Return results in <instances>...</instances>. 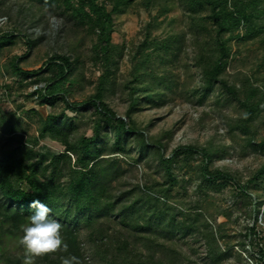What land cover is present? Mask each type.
Segmentation results:
<instances>
[{
  "label": "trees",
  "instance_id": "obj_1",
  "mask_svg": "<svg viewBox=\"0 0 264 264\" xmlns=\"http://www.w3.org/2000/svg\"><path fill=\"white\" fill-rule=\"evenodd\" d=\"M28 1L50 8L53 12V8L60 10V16H65L77 30L92 37L91 56L87 59L101 69V74L96 80L94 94L83 104L75 103L69 98L74 95L75 86L82 88L84 83L80 73L82 56L76 48H70V54L54 53L36 71H24L20 66L21 57L9 59L5 73L21 77L20 87L28 81L34 86L26 98H35L39 106L50 110L63 105L64 111H51L44 118L35 110H21L28 118L31 114L39 117L37 137L31 139L26 138L28 127L21 116L16 111L4 112L5 103L0 101V131L8 136L5 143L0 141V246L5 247L6 241L23 235L21 228L29 223L28 217L35 211L31 204L39 199L50 207V217L62 224L67 248L37 259L36 264H92L90 259L97 264H182L179 251L160 241L177 233H191L199 227L188 226L186 220L177 223L176 215L168 213L174 208L162 202V195L165 197V194L155 186L136 185L134 196L130 195L135 191H120L117 195L110 189L111 183L120 174L117 155L128 156L130 149L126 145L129 139L136 140L141 152L148 150L150 145H156L154 149L172 181L175 180L170 172L171 166L179 153L191 154L194 151L191 147L180 149L173 159H164L160 141L148 140L145 131L132 118L147 106L158 107L167 103L164 99L166 90L172 88L170 82L158 75V67H150V63L152 56H156L161 64H171L181 50L180 38L172 36L157 41L151 35L155 18L146 25L144 39L131 56V80L123 85L128 100L126 114L129 121L126 123L116 119L106 96L113 90L119 59L126 49L124 43L118 45L113 41L114 18L135 0ZM172 2L183 8L196 38L203 37L196 60L204 81L202 91L208 94L216 86H221L237 98L239 91L224 78L229 65L230 43L234 39L245 41L264 31V0H163V3L161 0H142V5L148 10L158 7L160 16L167 11V4ZM259 19L263 21L258 22ZM241 28H244L243 35L239 33ZM24 36L28 47H35L38 43L29 35ZM15 39L14 31L2 32L0 29V58L3 49L14 45ZM3 87L6 95L10 96L12 86L4 84ZM242 87L246 93L241 101L245 110L241 125L251 135L250 124L259 113L264 88L260 91L253 87L247 78L242 80ZM87 106H92L98 116L93 123V134L89 137L78 135L77 119L65 113L70 111L79 117ZM20 108L21 105L17 106V109ZM107 129L113 130L116 135L112 145L108 141ZM41 139L56 142L64 149L60 153L45 147L35 149ZM252 140L250 137V145ZM261 146L264 147V142ZM202 155L209 164L214 154L203 149ZM201 174L205 181L211 183L217 179H231L229 173L210 171L207 165L201 168ZM257 175V184L256 179H251L247 185L253 184L258 190L264 186V165ZM260 179L261 185L258 186ZM223 186L218 184V188ZM240 190L246 199L252 200L247 187ZM189 218L186 217L187 220ZM80 225L87 229V248L82 245L78 231ZM248 231V236L250 239L253 237L257 246L256 228L251 227ZM204 237L209 257L218 264L226 257V252L217 244L213 231L207 232ZM259 253L257 264L264 261V251L259 249ZM3 255L5 260L2 264H22L24 249L21 245L12 251L4 248Z\"/></svg>",
  "mask_w": 264,
  "mask_h": 264
},
{
  "label": "rangeland",
  "instance_id": "obj_2",
  "mask_svg": "<svg viewBox=\"0 0 264 264\" xmlns=\"http://www.w3.org/2000/svg\"><path fill=\"white\" fill-rule=\"evenodd\" d=\"M166 9L159 16L158 7L148 10L142 5V0H135L121 15L115 16L113 41L118 45L124 43L126 49L119 59L114 87L106 96V102L116 114V119L128 123V100L123 85L131 80V56L135 47L143 41L146 25L155 18L152 22V37L157 41L179 37L181 50L171 64H161L156 56H152L150 67H158L157 74L166 77L172 88L165 92V105L147 106L132 118L145 131L148 140L160 141L164 159H173L180 149L182 151L191 147L194 151L191 154L179 153L171 166L170 172L175 180L172 181L154 149L156 145H150L148 150L141 152L136 140L129 139L126 145L130 149L128 156L117 155L120 174L111 183L110 189L117 195L120 191H135L130 195L134 196L137 193L136 185L155 186L165 194V197L160 195L162 202L174 208L168 213L176 215L177 223L186 220L188 226L199 227L191 233H177L160 241L179 251L182 264H217L208 255L207 239L204 237L211 231L217 236V244L227 254L218 264H257L259 249L264 251V186H260L261 179L258 190L253 184L247 183L256 179L257 184V173L264 165V147L261 146L264 142V100L250 124L251 135L241 125L245 112L241 101L246 93L242 87L244 78L249 79L253 87L260 91L264 88V31L245 41L234 39L230 43L229 65L224 78L239 91L238 97L227 93L221 86H216L206 94L202 91L204 81L201 69L196 64L203 37L196 38L183 8L177 2L168 3ZM53 10L28 0H0V29L2 32L14 31L16 37L15 44L5 47L0 58V101L5 103L4 112L16 111L21 116L28 127L26 138L31 139L37 137L39 117L31 114L28 118L23 116L21 110H35L45 118L51 111H64V107L59 105L50 110L46 106H39L35 98H26L34 86L28 81L20 87L21 77L5 73L11 57L22 58L20 66L24 71H36L54 53L70 54L69 49L76 48V52L82 56L80 73L84 83L82 88L75 86L74 95L69 98L70 102L75 103L83 104L94 94L96 80L101 74V69L87 59L91 56L92 37L77 30L65 16H60V10ZM239 33L243 35L244 28ZM24 35L38 40L36 46L28 47ZM4 84L12 86L10 96L6 95ZM19 105L22 106L20 110L17 109ZM65 113L77 119L78 135L89 137L93 134V123L98 116L92 106H87L79 117L70 111ZM106 131L112 145L116 135L113 130ZM250 137L253 138L251 145L248 142ZM7 138L0 131L1 143H5ZM34 147H45L55 153L64 149L49 139H41ZM203 149L214 154L209 164L202 155ZM205 165L210 171L229 173L231 179H217L215 183L205 181L201 174V168ZM218 184L224 186L218 188ZM240 186L242 189L247 187L252 200L242 195ZM187 216L191 218L187 220ZM251 227L256 228L259 246L254 245L252 236L251 239L248 236ZM78 231L82 245L87 248L86 227L80 225ZM20 237L6 241L5 247L0 246V264L5 260L4 248L10 251L16 249L20 245Z\"/></svg>",
  "mask_w": 264,
  "mask_h": 264
},
{
  "label": "clouds",
  "instance_id": "obj_3",
  "mask_svg": "<svg viewBox=\"0 0 264 264\" xmlns=\"http://www.w3.org/2000/svg\"><path fill=\"white\" fill-rule=\"evenodd\" d=\"M31 207L35 211L28 217L29 223L22 226L23 235L18 241L24 249L22 264H36L37 259L67 248L62 236L63 226L50 217V207L39 199L34 200Z\"/></svg>",
  "mask_w": 264,
  "mask_h": 264
}]
</instances>
